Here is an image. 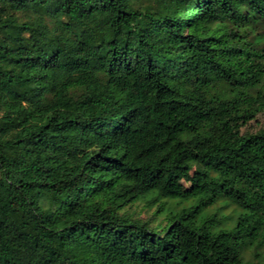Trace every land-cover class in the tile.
<instances>
[{"label": "trees", "instance_id": "1", "mask_svg": "<svg viewBox=\"0 0 264 264\" xmlns=\"http://www.w3.org/2000/svg\"><path fill=\"white\" fill-rule=\"evenodd\" d=\"M263 86L264 0H0V264H264Z\"/></svg>", "mask_w": 264, "mask_h": 264}, {"label": "rangeland", "instance_id": "2", "mask_svg": "<svg viewBox=\"0 0 264 264\" xmlns=\"http://www.w3.org/2000/svg\"><path fill=\"white\" fill-rule=\"evenodd\" d=\"M262 95L264 96V86H263V88H262ZM251 128V130L252 131H258L259 129H261V128H264V115H260L258 118H257V120L256 121H254L252 124H251V126H250ZM144 206H145V201H143L142 203H140L137 207H136V209H138V212L140 211V212H142L141 213V216L143 217V218H145L146 216H148L147 215V213L146 212H144ZM156 207H153V209H155ZM152 209V210H153ZM160 217H163V216H160ZM263 253H264V251H263Z\"/></svg>", "mask_w": 264, "mask_h": 264}]
</instances>
